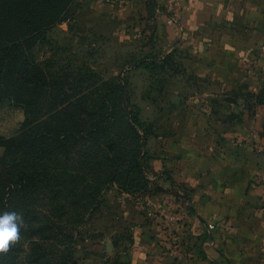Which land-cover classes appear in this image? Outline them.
Listing matches in <instances>:
<instances>
[{
  "label": "rangeland",
  "instance_id": "1",
  "mask_svg": "<svg viewBox=\"0 0 264 264\" xmlns=\"http://www.w3.org/2000/svg\"><path fill=\"white\" fill-rule=\"evenodd\" d=\"M103 1L110 4L108 9ZM163 2L74 0L69 18L50 27L46 38L36 42L33 48L39 59L47 56L59 61L72 58L75 63L90 64L105 77L119 73L127 83L131 103L139 107L140 118L147 128L143 158L145 180H129L128 189L117 182L104 186V200L75 232L73 264H130L129 257L141 236V229L147 227L150 231L159 221L161 209L174 211L177 207L191 213L193 189L184 182L163 185L169 180L166 172L170 171V162L181 155L178 150L182 143L197 145L206 155H217L224 162L237 151L243 158L248 155L245 147L239 149L243 142L255 149H264V104L254 96L264 76V24H250L251 28L261 31L253 35L251 50L245 51L253 55L243 54L236 60L220 52L228 47L224 46L227 35L224 31L219 33L216 45L194 40L195 48L200 46L205 51L211 48L216 53L218 68L221 64L219 73L222 72L223 77L211 72L198 75L183 64V58L189 53L184 47L187 42L172 47L167 41L164 28L175 25L156 10ZM106 9L108 11H103ZM248 26L240 25L239 29ZM176 29L181 33V29ZM238 42L242 43L235 39L232 47ZM166 53H171L172 59L183 69L178 65L175 68L167 65L169 69H149L140 61L144 56L162 57ZM197 112L204 113L206 118H201L198 131L195 123L199 121L191 116ZM23 119L22 105L10 99L0 100V135L15 134ZM2 152L0 145V155ZM255 183L264 185V173ZM240 193L243 196V188ZM257 195L258 200L249 205L239 202L237 220L240 226L256 225L261 238L255 234L256 238L251 240L264 242V193ZM220 221L223 222L220 226L228 229L225 234L231 235L229 226L233 225V220L230 215ZM150 235L153 233L148 232L147 238ZM19 243V264H29V242L20 238Z\"/></svg>",
  "mask_w": 264,
  "mask_h": 264
},
{
  "label": "trees",
  "instance_id": "2",
  "mask_svg": "<svg viewBox=\"0 0 264 264\" xmlns=\"http://www.w3.org/2000/svg\"><path fill=\"white\" fill-rule=\"evenodd\" d=\"M73 2L0 0V100L24 109L20 129L0 135V214L23 216L29 264H73L75 232L104 200V186L145 180L147 128L125 79L33 52ZM140 61L149 69L178 65L171 53ZM254 96L264 104V76ZM19 246L0 254V264H19Z\"/></svg>",
  "mask_w": 264,
  "mask_h": 264
},
{
  "label": "crops",
  "instance_id": "3",
  "mask_svg": "<svg viewBox=\"0 0 264 264\" xmlns=\"http://www.w3.org/2000/svg\"><path fill=\"white\" fill-rule=\"evenodd\" d=\"M103 2L108 9L110 4ZM181 24L182 28L174 24L182 30L181 33L175 26L164 29L172 47L187 42L184 47L189 53L183 58L184 66L198 75H206V72L221 75L216 53L211 48L209 51L200 46L195 48L194 40L197 43L206 40L211 45L215 42L216 45L219 33L224 31L227 34L224 46L228 47H223L225 49L220 52L230 60L252 54L245 51L251 50L253 35L261 31L257 27L251 28L250 24H264V0H187ZM244 24L249 26L240 30V25ZM235 39L242 43L232 47ZM191 116L199 121L195 123L198 131L201 118L206 120L205 114L197 112ZM243 147L249 152L245 158L237 151L224 162L217 155H206L197 145L181 144L178 150L181 155L170 162V171L166 172L169 180L163 185L184 182L190 186L193 189L190 194L193 210L188 214L177 207L174 211L161 209L159 221L152 225V229H141V236L130 253V264H264V242L251 240L255 234L261 238L260 229L256 225L240 226L237 220L239 202L246 205L258 200L257 194L264 193V185L255 183V179L264 173V149H255L247 142H243L239 149ZM242 188L243 196L240 195ZM227 214L233 220V225L229 226L231 235L225 234L227 227L220 226L223 224L220 219ZM209 223L213 226L209 227ZM148 232L153 233L149 238L146 236Z\"/></svg>",
  "mask_w": 264,
  "mask_h": 264
},
{
  "label": "clouds",
  "instance_id": "4",
  "mask_svg": "<svg viewBox=\"0 0 264 264\" xmlns=\"http://www.w3.org/2000/svg\"><path fill=\"white\" fill-rule=\"evenodd\" d=\"M26 227L23 216L5 211L0 214V254H6L20 240V230Z\"/></svg>",
  "mask_w": 264,
  "mask_h": 264
},
{
  "label": "built area",
  "instance_id": "5",
  "mask_svg": "<svg viewBox=\"0 0 264 264\" xmlns=\"http://www.w3.org/2000/svg\"><path fill=\"white\" fill-rule=\"evenodd\" d=\"M186 1L187 0H164L162 7L160 8L159 6H156V10L159 13L164 14L173 24L182 28L181 15ZM212 226L213 224L209 223V227Z\"/></svg>",
  "mask_w": 264,
  "mask_h": 264
},
{
  "label": "water",
  "instance_id": "6",
  "mask_svg": "<svg viewBox=\"0 0 264 264\" xmlns=\"http://www.w3.org/2000/svg\"><path fill=\"white\" fill-rule=\"evenodd\" d=\"M108 245H109V243H108Z\"/></svg>",
  "mask_w": 264,
  "mask_h": 264
}]
</instances>
